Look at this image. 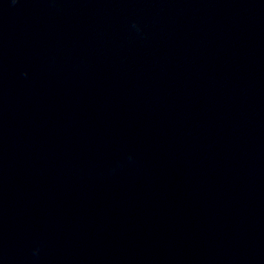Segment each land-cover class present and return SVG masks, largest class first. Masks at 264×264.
Returning <instances> with one entry per match:
<instances>
[{"label":"water","instance_id":"1","mask_svg":"<svg viewBox=\"0 0 264 264\" xmlns=\"http://www.w3.org/2000/svg\"><path fill=\"white\" fill-rule=\"evenodd\" d=\"M0 121L264 134V0H0Z\"/></svg>","mask_w":264,"mask_h":264}]
</instances>
